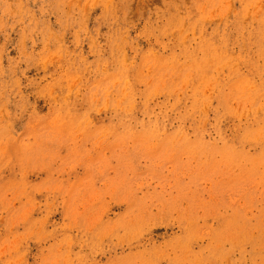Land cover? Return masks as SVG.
<instances>
[{
	"label": "rangeland",
	"instance_id": "374dc122",
	"mask_svg": "<svg viewBox=\"0 0 264 264\" xmlns=\"http://www.w3.org/2000/svg\"><path fill=\"white\" fill-rule=\"evenodd\" d=\"M0 264H264V0H0Z\"/></svg>",
	"mask_w": 264,
	"mask_h": 264
}]
</instances>
